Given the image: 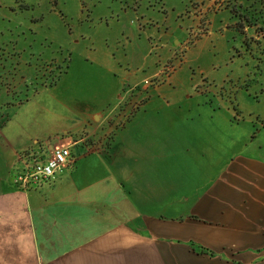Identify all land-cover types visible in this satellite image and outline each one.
I'll return each instance as SVG.
<instances>
[{
	"label": "rangeland",
	"instance_id": "rangeland-1",
	"mask_svg": "<svg viewBox=\"0 0 264 264\" xmlns=\"http://www.w3.org/2000/svg\"><path fill=\"white\" fill-rule=\"evenodd\" d=\"M0 84L21 114L104 108L218 172L264 145V0H0Z\"/></svg>",
	"mask_w": 264,
	"mask_h": 264
},
{
	"label": "crops",
	"instance_id": "crops-1",
	"mask_svg": "<svg viewBox=\"0 0 264 264\" xmlns=\"http://www.w3.org/2000/svg\"><path fill=\"white\" fill-rule=\"evenodd\" d=\"M0 87V264H264V145L215 172L178 143L107 128L104 108L21 114L31 98L6 104ZM60 146L72 162L52 180L13 183Z\"/></svg>",
	"mask_w": 264,
	"mask_h": 264
},
{
	"label": "built area",
	"instance_id": "built-area-1",
	"mask_svg": "<svg viewBox=\"0 0 264 264\" xmlns=\"http://www.w3.org/2000/svg\"><path fill=\"white\" fill-rule=\"evenodd\" d=\"M72 162L69 146L55 148L44 161L26 163L14 176L13 183L22 189L52 180L55 175Z\"/></svg>",
	"mask_w": 264,
	"mask_h": 264
},
{
	"label": "trees",
	"instance_id": "trees-1",
	"mask_svg": "<svg viewBox=\"0 0 264 264\" xmlns=\"http://www.w3.org/2000/svg\"><path fill=\"white\" fill-rule=\"evenodd\" d=\"M239 26H241V24H240V23H239ZM248 26H249V25H248ZM248 26H247V27H248ZM237 27H238V26H237ZM242 27H243V26H242ZM243 32H244V30L240 31V33H242V34H243Z\"/></svg>",
	"mask_w": 264,
	"mask_h": 264
}]
</instances>
